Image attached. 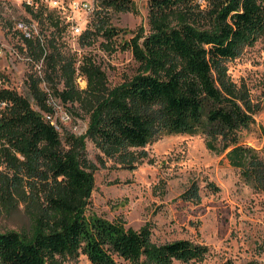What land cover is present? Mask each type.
Returning <instances> with one entry per match:
<instances>
[{"label":"trees","instance_id":"16d2710c","mask_svg":"<svg viewBox=\"0 0 264 264\" xmlns=\"http://www.w3.org/2000/svg\"><path fill=\"white\" fill-rule=\"evenodd\" d=\"M197 1L148 0V32L140 27L120 46L130 50L136 73L113 87L90 57L76 64L53 40L66 25L57 12L40 0L24 3L49 32L42 38L22 21L25 51L49 73L29 74L28 97L0 86V204L22 203L30 224L27 232L0 230V264H65L80 256L90 264H189L209 252L186 239L156 243L147 225L133 230L87 214L95 166L85 157L83 139L58 131L60 105L77 104L87 115L86 136L107 158L132 168L143 156L137 149L156 139L202 135L209 151L224 154L244 183L264 194V149L239 142L260 107L226 66L264 33V0H218L209 17ZM101 6L135 9L130 0H102ZM96 18L82 43L98 36L112 43L120 30ZM181 197L199 201L196 184Z\"/></svg>","mask_w":264,"mask_h":264},{"label":"rangeland","instance_id":"374dc122","mask_svg":"<svg viewBox=\"0 0 264 264\" xmlns=\"http://www.w3.org/2000/svg\"><path fill=\"white\" fill-rule=\"evenodd\" d=\"M40 1L66 24L53 40L64 53L74 57L76 64L90 57L105 73L110 87L136 73L138 64L130 50L120 46L138 28L148 32V0H130L135 9L124 12L104 9L102 0ZM27 2L31 0H0V86L4 84L26 97L29 74L44 78L49 73L45 65L25 51L19 33L22 21L31 23V29L42 38L49 33L47 26L42 28L25 11ZM217 2L198 0L197 4L203 16L209 17ZM97 14L119 29V35L112 43L98 36L91 45H84L85 29L93 30V24L101 20ZM226 66L232 80L244 84L253 103L260 107L253 116L254 123L239 134V142L264 149V33ZM53 79L60 87L59 78ZM76 83L80 89L86 87L82 76ZM56 119L61 134L68 132L83 139L85 157L95 166L87 214L123 222L133 230L147 225L156 243L186 239L206 245L209 252L205 259L189 264H264V194L244 183L224 154L209 151L204 136L166 135L156 139L137 149L143 156L130 168L104 156L86 136L89 118L77 104L60 105ZM193 183L199 189V201L184 200L181 196ZM29 225L22 203L12 207L0 204V230L27 232ZM65 264L90 263L80 256L77 262Z\"/></svg>","mask_w":264,"mask_h":264},{"label":"built area","instance_id":"2783aa9c","mask_svg":"<svg viewBox=\"0 0 264 264\" xmlns=\"http://www.w3.org/2000/svg\"><path fill=\"white\" fill-rule=\"evenodd\" d=\"M28 4H31L32 3V0L31 2H27ZM19 28H21V31L25 30L26 28H24V26L20 23L18 24ZM24 33H26V31H23ZM65 115V114H64ZM64 119H68V117L65 115L64 116Z\"/></svg>","mask_w":264,"mask_h":264}]
</instances>
